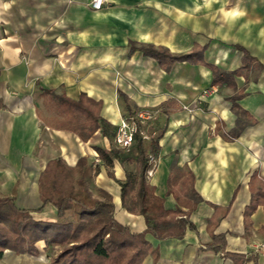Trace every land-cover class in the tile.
<instances>
[{"label": "crops", "instance_id": "obj_1", "mask_svg": "<svg viewBox=\"0 0 264 264\" xmlns=\"http://www.w3.org/2000/svg\"><path fill=\"white\" fill-rule=\"evenodd\" d=\"M89 1L0 0V196L17 187L19 207L31 210L35 219L55 221L52 204L38 210L39 177L50 160L62 157L74 167L85 156L98 170L89 182L93 194L99 196V189L110 193L116 219L133 232L143 231L144 216L122 207L116 181H135L139 155L137 139L130 150L115 142L129 113L122 93L133 113L159 110L144 126L149 138L142 145L149 149L150 137L160 135L159 155L146 178L165 208L179 206L168 183L172 176L176 188L175 167L193 172L202 197L190 214L196 230L187 229L183 238L157 239L148 233L158 258L149 254L142 264H237L206 248L212 233L225 235L227 252L249 257L242 264H264V205L246 220L244 215L252 200V173L264 182V70L253 62L235 76V87L218 86L201 62L240 69L244 52L236 45H241L264 64V0H109L100 10ZM140 44L175 55L197 49L192 61H176L166 70L131 48ZM43 89L74 99L84 92L101 100L103 130L85 142L73 131L49 126L46 121L56 111L46 107ZM241 93L238 115L229 97ZM163 103L169 113L162 110ZM238 116L246 126L238 137L225 138ZM97 147L121 150L110 161ZM77 178L75 172L73 180ZM37 246L38 255L6 250L0 264H50L58 245L47 248L40 241Z\"/></svg>", "mask_w": 264, "mask_h": 264}, {"label": "trees", "instance_id": "obj_2", "mask_svg": "<svg viewBox=\"0 0 264 264\" xmlns=\"http://www.w3.org/2000/svg\"><path fill=\"white\" fill-rule=\"evenodd\" d=\"M236 47L244 52L240 69L227 71L201 61L212 70L213 85L227 84L235 87V76L253 62L257 68L264 70V64L253 58L247 49L241 45ZM131 48L140 49L144 54L152 56L166 70L176 61H192L190 55L197 49L195 47L191 54L175 55L152 44L133 45ZM204 49L201 48V51ZM120 94L127 103L129 118L135 113L129 108L128 97ZM41 95L46 107L56 111V115L46 121L49 126L73 131L85 142L96 131L103 130L105 120L101 116V100H96L84 92L74 99L65 93L58 94L54 89H43ZM242 95L243 93L229 97L238 115L240 112L236 100ZM167 104L163 103L162 110L169 113ZM38 115L42 120H46L41 112H38ZM246 124L238 116L236 127L223 133L224 137H238ZM159 138L160 135L151 136L150 148L146 149L142 145L144 138L137 133L135 139L138 140L139 155L136 160V179H116L121 186L122 207L130 213L144 216L147 227L143 231L133 232L130 226L116 219L115 204L110 193L99 189V196L93 194L89 182L98 170L92 167L87 157L79 158L74 167L68 165L62 157H58L48 162L39 177L42 206L38 209L40 211L47 204H52L57 209L58 219L38 220L32 216L31 210L19 207L16 204L17 187H14L10 195L0 196V257L6 250L17 254L38 255L37 244L44 241L47 248L58 245V250L51 256L50 264H142L149 254L156 261L158 250L150 246L146 235L152 234L157 239L183 238L187 229L196 230L190 220V214L202 201L194 187L193 172L179 167L174 168L176 188L172 187V176L168 180L171 187L169 192L174 193L179 206L176 209H167L163 198L155 194V187L147 181L146 172L150 165V156L157 158L159 155ZM96 149L102 157L110 161L111 154L116 155L118 150H121L112 148L106 151L100 147ZM75 172L78 173V178L74 185L72 180ZM108 174L115 178L113 171L109 170ZM249 186L252 200L245 209V220L258 205H264V182L258 178L256 172L252 173ZM181 206L187 207V210ZM212 206L218 209L217 205ZM225 210L227 212L229 207ZM213 221L209 220V224ZM206 248L237 260V264L249 259L243 254L227 252L224 234L212 233V242Z\"/></svg>", "mask_w": 264, "mask_h": 264}, {"label": "built area", "instance_id": "obj_3", "mask_svg": "<svg viewBox=\"0 0 264 264\" xmlns=\"http://www.w3.org/2000/svg\"><path fill=\"white\" fill-rule=\"evenodd\" d=\"M109 0H90L89 5L93 10H100ZM159 114V110L141 109L133 116L123 118L115 136L116 144L123 149L130 150L137 133L144 139H148L149 135L144 126L151 120L155 119ZM140 126V128H139ZM155 161V157L150 156V163ZM99 162V159H96Z\"/></svg>", "mask_w": 264, "mask_h": 264}, {"label": "rangeland", "instance_id": "obj_4", "mask_svg": "<svg viewBox=\"0 0 264 264\" xmlns=\"http://www.w3.org/2000/svg\"><path fill=\"white\" fill-rule=\"evenodd\" d=\"M149 124V122L147 123V125ZM132 178L134 179V175L132 176ZM72 183L75 185V179L74 180H72Z\"/></svg>", "mask_w": 264, "mask_h": 264}]
</instances>
